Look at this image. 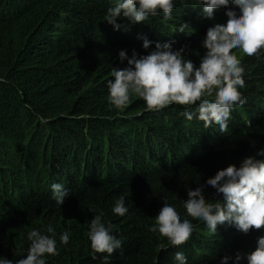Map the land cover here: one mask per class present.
Segmentation results:
<instances>
[{
	"label": "trees",
	"instance_id": "16d2710c",
	"mask_svg": "<svg viewBox=\"0 0 264 264\" xmlns=\"http://www.w3.org/2000/svg\"><path fill=\"white\" fill-rule=\"evenodd\" d=\"M114 3L0 0V258L13 264L25 258L27 234L39 230L57 242L58 254H45L46 264H179L177 252L186 264H222L224 256L226 264H248L264 228L244 233L225 223L210 234L187 216L183 202L187 189L201 185L208 202L222 200L208 178L264 148V48L254 56L232 50L244 69L246 102L233 107L226 132L180 115L196 106L149 111L131 94L129 105L117 109L107 81L113 68L128 67L121 50L130 58L169 42L199 67L207 29L225 24L228 9H215L209 19L197 0H173L171 20L164 21L162 11L141 23L121 16L117 30L105 20ZM228 8L240 14L231 2ZM181 23L189 24L186 32L175 31ZM142 36L153 42L148 49ZM53 183L67 189L62 205L53 199ZM121 197L124 216L113 211ZM164 198L194 225L178 247L149 230ZM95 215L122 239L111 255L91 249ZM64 232L66 245L60 242Z\"/></svg>",
	"mask_w": 264,
	"mask_h": 264
},
{
	"label": "clouds",
	"instance_id": "9594fccd",
	"mask_svg": "<svg viewBox=\"0 0 264 264\" xmlns=\"http://www.w3.org/2000/svg\"><path fill=\"white\" fill-rule=\"evenodd\" d=\"M184 0H181L183 3ZM239 8L240 14L228 8L229 4ZM203 5L202 15L214 19V10L227 8L225 24L216 23L209 27L202 46L206 49L199 67L191 59H185L184 48L173 50L172 43L155 42V50L147 55L133 51L129 58L124 50L119 52L121 61L127 59L128 67L113 68L112 77L107 81L109 102L117 109H124L130 103V95L135 94L145 101L149 111H161L172 104L194 110L180 113L187 120L196 118L204 122L205 128L219 125V131L226 132L228 120L234 106L243 105L246 100L240 89L244 88V69L240 59L233 53L239 49L247 56L257 55L264 48V0H197ZM173 0H115L107 9L106 21L119 29L117 18L124 17L132 23H141L150 16L163 12L164 21L172 19ZM188 23H181L175 31L186 32ZM143 48L153 43L146 36ZM223 199L208 202L204 186L187 189V199L183 202L187 216L202 221L210 234L217 233V226L225 223L234 225L237 230L247 233L250 229L264 228V148L255 155L245 157L240 165L229 164L206 181ZM53 199L62 205L68 192L61 183L51 185ZM115 214L124 216L128 208L125 198L115 202ZM101 215H95L90 222L88 238L94 253L111 255L122 247V239L110 234ZM166 237L172 246H180L188 241L194 225L188 218L181 219L176 208L163 199V207L155 216V223L149 228ZM49 224L48 233L54 234ZM69 233L60 236V242L67 244ZM30 245L25 258L15 264H46L45 254L57 255V242L54 235L31 230L27 234ZM95 258V257H94ZM179 264H186L182 252L175 254ZM228 256L222 258L226 264ZM239 261L241 256L236 255ZM248 264H264V236L258 238L257 247L247 255ZM0 264H13L11 259L0 258Z\"/></svg>",
	"mask_w": 264,
	"mask_h": 264
},
{
	"label": "rangeland",
	"instance_id": "374dc122",
	"mask_svg": "<svg viewBox=\"0 0 264 264\" xmlns=\"http://www.w3.org/2000/svg\"><path fill=\"white\" fill-rule=\"evenodd\" d=\"M138 166V165H137Z\"/></svg>",
	"mask_w": 264,
	"mask_h": 264
}]
</instances>
